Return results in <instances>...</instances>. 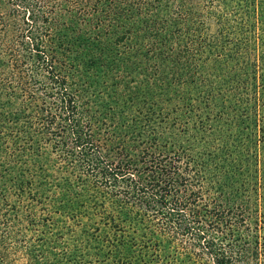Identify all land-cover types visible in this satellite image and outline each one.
I'll return each mask as SVG.
<instances>
[{
	"label": "trees",
	"instance_id": "trees-1",
	"mask_svg": "<svg viewBox=\"0 0 264 264\" xmlns=\"http://www.w3.org/2000/svg\"><path fill=\"white\" fill-rule=\"evenodd\" d=\"M163 1L120 5V40L159 36ZM52 2L0 0V264L12 263V245L50 236L61 264H264V194L253 207L250 178H240L264 177L259 151L231 152L230 137H207L209 115L182 130L156 116L101 120L66 60ZM256 91L250 123L262 130L250 141L264 144ZM205 94L201 106L171 111L231 112L241 126L250 119L246 104Z\"/></svg>",
	"mask_w": 264,
	"mask_h": 264
},
{
	"label": "rangeland",
	"instance_id": "rangeland-1",
	"mask_svg": "<svg viewBox=\"0 0 264 264\" xmlns=\"http://www.w3.org/2000/svg\"><path fill=\"white\" fill-rule=\"evenodd\" d=\"M183 1H163L165 10L157 17L160 33L157 37L139 33L120 40L124 33L119 27L124 21L119 16L121 6L144 5L149 0H116L115 3L108 0L103 2L108 5L104 6L105 11L100 4L94 8L88 0H55L52 2L58 6L53 16L55 30L64 40L66 60L85 91L84 98L108 125L118 120L156 116L178 119L177 130H182L193 126L199 115H209L207 137L218 134L230 137L231 152L244 150L245 146L246 154L248 148L253 152L257 149L258 164L263 168L264 144L250 141L254 136L259 139L262 129L256 132V125L250 122L256 116L254 88L259 98L257 117L264 121L261 100H264V0ZM164 18L168 23L160 24L165 22ZM173 19L179 25L171 24ZM215 40L218 47L209 43ZM209 45L213 47L210 51ZM184 90L189 92L188 96L183 95ZM210 91L213 94L208 97L210 103L239 108L246 104L250 107V119L241 126L230 119L231 112L218 118L216 109L205 112L202 108L200 112L192 111L185 119L178 110L171 111L172 104L177 109L178 103L184 102L201 106L207 99L205 93ZM261 173H245L240 177L250 178L246 181L247 193L253 207L263 200ZM64 233L62 241L67 237ZM60 244L51 236L37 242L28 238L21 245L11 246L9 260L11 264H61L64 258L60 256L63 251Z\"/></svg>",
	"mask_w": 264,
	"mask_h": 264
}]
</instances>
